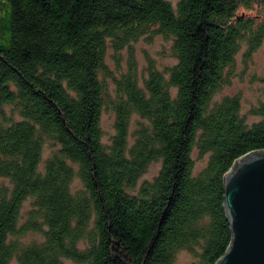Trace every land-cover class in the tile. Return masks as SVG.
Here are the masks:
<instances>
[{
	"label": "trees",
	"instance_id": "16d2710c",
	"mask_svg": "<svg viewBox=\"0 0 264 264\" xmlns=\"http://www.w3.org/2000/svg\"><path fill=\"white\" fill-rule=\"evenodd\" d=\"M260 8L264 0H0V176L12 182L0 187V264H180L183 250L184 264H217L232 241L224 177L264 150V100L248 122L239 94H216L243 44L250 58L264 42ZM147 33L172 37L177 62L151 66L143 85L131 70L111 97L108 44ZM105 105L115 112L109 144ZM133 114L146 122L130 143ZM48 140L57 148L41 167ZM195 147L209 154L199 172ZM154 161L158 174L136 188ZM29 231L43 238L23 241Z\"/></svg>",
	"mask_w": 264,
	"mask_h": 264
},
{
	"label": "rangeland",
	"instance_id": "374dc122",
	"mask_svg": "<svg viewBox=\"0 0 264 264\" xmlns=\"http://www.w3.org/2000/svg\"><path fill=\"white\" fill-rule=\"evenodd\" d=\"M171 1L173 4L177 2V0ZM259 11L264 14V8H260ZM241 12L243 13V11ZM245 13L255 14L257 12L247 10ZM246 49L247 45L243 44L236 56L235 66L232 67L230 80L216 94V99H220L225 95L239 94L242 103L241 113L246 116L248 122H253L260 119V117L252 113V108L264 100V42L250 58H246L245 56ZM105 62L106 70L101 73V76L108 84L109 94L111 97H114L117 80L123 79L131 70L136 72L140 85H143V81L148 77L151 66L162 71H167L169 67L177 62V57L174 54L172 37H165L159 33H147L137 40H132L128 44H125L119 50L114 48L110 42L108 44ZM140 122H146V120L138 114H133L130 123V143L134 140V133ZM101 128L103 131V142L106 144L111 143V139L115 134V112L107 105L103 108ZM55 148H57V144L52 140L46 142L40 163L41 167ZM193 158L195 161V172H199L206 166L209 154L201 155L199 149L195 147L193 150ZM161 165V161L152 162L147 171L139 179L136 188L144 180H152L158 174ZM82 185L79 178H76L73 182L74 189L80 188ZM2 186L12 188L11 180L8 177L0 176V187ZM30 208L31 200L27 199L22 207L21 223L28 217ZM42 238L43 236L40 233L29 231L22 240L30 242L35 239L41 240ZM191 258L190 253L185 250L178 254V262L180 264L186 263ZM63 262L64 264H83L70 258H64ZM10 264L19 263L14 258Z\"/></svg>",
	"mask_w": 264,
	"mask_h": 264
},
{
	"label": "water",
	"instance_id": "95a60500",
	"mask_svg": "<svg viewBox=\"0 0 264 264\" xmlns=\"http://www.w3.org/2000/svg\"><path fill=\"white\" fill-rule=\"evenodd\" d=\"M224 180L232 241L217 264H264V150L238 158Z\"/></svg>",
	"mask_w": 264,
	"mask_h": 264
}]
</instances>
